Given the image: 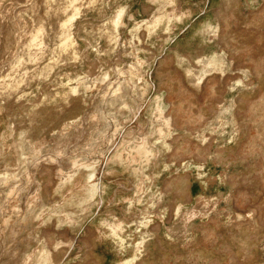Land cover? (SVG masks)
<instances>
[{"label":"rangeland","instance_id":"rangeland-1","mask_svg":"<svg viewBox=\"0 0 264 264\" xmlns=\"http://www.w3.org/2000/svg\"><path fill=\"white\" fill-rule=\"evenodd\" d=\"M0 264H264V0H0Z\"/></svg>","mask_w":264,"mask_h":264}]
</instances>
